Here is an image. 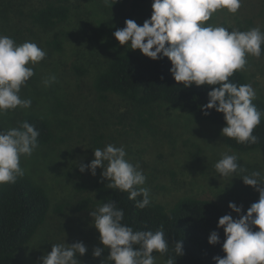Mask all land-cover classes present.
<instances>
[{
    "label": "rangeland",
    "instance_id": "374dc122",
    "mask_svg": "<svg viewBox=\"0 0 264 264\" xmlns=\"http://www.w3.org/2000/svg\"><path fill=\"white\" fill-rule=\"evenodd\" d=\"M45 1L0 0V34L17 44L34 42L47 54L44 60L29 65L35 74L19 93L22 99H31V107L0 115V131L19 127L25 116L38 114L50 122L54 134L50 143L39 145L30 157L20 160L25 175L44 186L51 200L45 223L19 251L26 264H41L53 244L83 242L88 251L77 257L80 264H102L109 256L107 248L101 257L93 256L95 247L104 246L90 215L93 210L78 205L93 196L79 183L90 182L103 171L97 168L93 176L90 169L81 173L79 165L90 164L94 149L108 144L124 147L126 159L139 164L147 177L144 187L150 189L151 200L167 207L178 199L197 197L212 199L236 213L229 208L230 202L243 210L259 200V192L245 185L242 177L254 171L264 175V148L233 149L221 135L224 125L196 120L188 110L166 103L147 107L151 113L148 121L139 124L141 108L133 101L114 93L104 98L95 89L97 76L115 57L124 52L141 53L121 45L114 32L126 27L128 19L142 26L151 18L153 0H145L135 10L131 0L123 4L110 0L107 5L103 0H69L68 19L48 30L36 26L31 15ZM206 23L230 30L259 27L264 31V0H242L236 14L217 10ZM241 71L256 92L253 104L264 106V57L249 55ZM53 74L57 81L46 87L43 80ZM224 153L237 155L246 171L228 177L218 174L215 164ZM155 257L156 264H165L163 256Z\"/></svg>",
    "mask_w": 264,
    "mask_h": 264
},
{
    "label": "clouds",
    "instance_id": "9594fccd",
    "mask_svg": "<svg viewBox=\"0 0 264 264\" xmlns=\"http://www.w3.org/2000/svg\"><path fill=\"white\" fill-rule=\"evenodd\" d=\"M103 2L107 5L110 0ZM241 6L242 0H153L150 19L142 26L128 19L126 27L116 30L114 36L121 45L139 49L153 60L167 57L175 81L183 82L185 87L216 86L208 93L209 102L201 106L204 114L209 115L211 109L223 113L226 126L222 128V136L234 138L238 143L256 144L259 138L253 131L264 116L253 104L256 92L251 84L237 86L229 78L246 67L249 55L259 58L264 53V31L259 27L230 30L206 23L217 10L227 9L236 14ZM46 55L34 42L17 44L13 38L0 34V115L17 107H31V99H22L19 93L35 74L29 65L39 63ZM56 81L53 74L43 83L47 87ZM38 136L35 126L27 121L0 131V184H14L18 177L24 176L21 157H30L38 148ZM126 156L124 147L108 144L103 149H94V159L90 164L81 163L79 171L90 169L95 176L97 168H102V180L109 181L107 187L127 192L130 200L142 197L136 200V206L143 209L151 203L150 189L144 187L147 177L139 164L134 165ZM238 160L237 155L224 153L215 169L222 177L246 171ZM242 179L259 192V200L251 204L246 215L242 206L229 203V208L240 216L234 219L227 214L219 219L218 227L223 228L226 236L222 246L226 255L213 257L216 264H264V175L254 171ZM90 215L104 246L95 247L93 256L99 258L105 248L110 250L102 264H156L154 252H169L163 226L157 231H134L123 223L124 211L115 201L102 204ZM254 226L259 230L254 231ZM218 243L220 235L212 231L209 244ZM87 251L83 242L53 244L51 252L41 258V264H80L77 257ZM174 252L176 257L185 254L182 240L175 242ZM165 264H176V258L170 256Z\"/></svg>",
    "mask_w": 264,
    "mask_h": 264
},
{
    "label": "trees",
    "instance_id": "16d2710c",
    "mask_svg": "<svg viewBox=\"0 0 264 264\" xmlns=\"http://www.w3.org/2000/svg\"><path fill=\"white\" fill-rule=\"evenodd\" d=\"M126 1L128 0H117L115 4ZM144 1L131 0L132 9H138ZM70 13L69 0H46L33 9L31 15L36 26L48 30L65 22ZM56 45L61 46L58 40ZM260 57H264V53ZM171 68L172 63L167 57L153 60L142 52H124L115 57L108 68L97 76L95 89L104 98L108 97V93H114L133 101L141 108L138 109L139 124H146L148 121L151 113L147 107L166 103L188 110L196 120L226 126L223 113L211 109L208 110L210 114L205 115L201 108L209 102L208 93L216 86L192 84L185 87L183 82L175 81ZM229 82L237 86L247 84L246 76L241 70L234 72ZM255 106L259 111L264 109L261 102H256ZM24 121L33 124L39 132L38 145H46L52 141L54 134L47 119L38 114H30L21 123ZM253 134L259 138L256 144L238 143L234 138L227 137L226 141L230 147L240 151L264 148V116ZM108 183L101 176L87 183H79L82 189L93 193V196H87L79 202V208L96 211L102 204L115 201L117 207L124 211L123 223L134 231H157L163 226L170 245L169 252H154V256L160 255L166 260L171 256L176 258V264H216L213 257L226 255L222 247L226 236L223 228L218 227L219 219L227 214L236 219L240 214L229 212L212 199L197 197L178 199L170 207L151 200L149 206L141 209L136 206V200H141L142 197L130 200L127 192L109 189ZM50 207L51 200L44 186L25 174L18 177L14 184H0V264H26L18 256L19 251L45 223ZM248 208L242 210L243 214H247ZM253 230L259 229L254 226ZM212 231H217L220 235V243L216 245L209 244ZM178 240L183 241L185 254L176 257L174 244Z\"/></svg>",
    "mask_w": 264,
    "mask_h": 264
}]
</instances>
